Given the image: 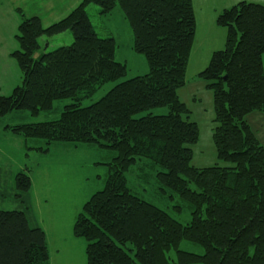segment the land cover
<instances>
[{
    "label": "trees",
    "instance_id": "trees-1",
    "mask_svg": "<svg viewBox=\"0 0 264 264\" xmlns=\"http://www.w3.org/2000/svg\"><path fill=\"white\" fill-rule=\"evenodd\" d=\"M89 5L101 15L122 9L133 30V50L145 56L149 73L81 107L103 85L127 75V66L116 61L114 38L95 31ZM19 15L20 50L12 57L22 81L9 97L0 96V121L15 111L38 116L55 101L70 103L57 120L3 123L4 129L48 144H98L117 153L105 188L84 204L75 224V237L87 244V264H264V146L245 121L264 113V6L240 2L216 21L227 29L226 47L213 53L199 76L214 96L212 138L217 159L226 165L203 169L191 166L200 131L178 97L196 34L191 0H83L48 28L39 18ZM67 32L72 45L42 49L40 39ZM159 107L169 113L134 118ZM143 160L158 166V181L193 208L189 224L132 194L127 174ZM15 180L23 205L0 210V264H50L46 233L29 218L31 179L19 173ZM183 241L199 244L204 254L181 251Z\"/></svg>",
    "mask_w": 264,
    "mask_h": 264
},
{
    "label": "rangeland",
    "instance_id": "rangeland-1",
    "mask_svg": "<svg viewBox=\"0 0 264 264\" xmlns=\"http://www.w3.org/2000/svg\"><path fill=\"white\" fill-rule=\"evenodd\" d=\"M191 1L196 17V34L186 85L178 91V97L190 111V121L197 123L200 131L199 141L192 147L191 166L203 169L226 165L217 159L212 138L215 120L214 96L207 88L208 83L199 76V73L209 66L213 53L223 51L226 47L227 29L218 27L216 21L224 10L240 2L264 6V0ZM100 12L97 5H89L87 8V14L99 36L107 38L111 35L114 38L116 61H122L127 66V75L118 81L103 85L93 98L83 100L81 107L96 102L116 85L149 73L145 56L133 50V30L122 9L117 7L109 15H101ZM59 36L61 37H52L53 41L51 38H46L51 43L48 52L72 45V33L67 32ZM17 44L19 51L20 46L19 43ZM46 45L47 43L44 47ZM13 53L11 59L16 63L17 60L12 57ZM6 66V61L0 65V95L9 97L15 87L4 85L2 68ZM68 103H70L68 100L55 101L52 110L43 111L38 116L32 115L29 111H15L4 121H0V210L14 211L23 205V199L17 197L19 191L15 179L19 173L28 175L31 179V189L27 200L34 208L40 228H44L46 231L44 232L58 243H65L63 246L66 247V253L61 252L57 255L54 252L59 249L52 248L50 255L53 260L57 264H87V244L83 239L75 237V224L84 204L92 195L105 188L110 171L108 164L117 157V153L98 144L65 142L48 144L43 139L14 135L3 127V123L19 126L57 120ZM168 113V107L152 108L135 115L134 118ZM245 121L260 144L264 146V113H252L245 118ZM143 162L151 166L144 165ZM159 171L160 168L151 161H139L127 174L128 187L135 196L168 212L183 225L189 224L193 208L175 191L158 181ZM190 187L195 189L193 185ZM179 249L198 255L204 254L203 247L192 242L183 241ZM170 255L173 261L178 262L174 251Z\"/></svg>",
    "mask_w": 264,
    "mask_h": 264
},
{
    "label": "crops",
    "instance_id": "crops-1",
    "mask_svg": "<svg viewBox=\"0 0 264 264\" xmlns=\"http://www.w3.org/2000/svg\"><path fill=\"white\" fill-rule=\"evenodd\" d=\"M82 1L83 0H0V65L3 61L7 63L6 68H2L4 85H14L16 88L22 81L19 66L17 62L15 63L11 59V54L18 50L16 38L21 23L19 11H21L26 18H39L41 25L44 28H48L67 17ZM53 40L54 38H51V41ZM40 43L44 51H47L48 48L51 47V43H49L46 38L40 39ZM45 43H47L46 48L44 47ZM118 62L123 63L122 61ZM29 218L32 225H36L40 228L34 208H32V213ZM41 229L45 231L44 228ZM46 236L50 254L52 248L56 250L59 249V251L54 252L57 255L61 252L66 253V247H64L65 243H58L57 240L49 237L47 233ZM68 255H70L69 250ZM50 264H57L51 255Z\"/></svg>",
    "mask_w": 264,
    "mask_h": 264
},
{
    "label": "water",
    "instance_id": "water-1",
    "mask_svg": "<svg viewBox=\"0 0 264 264\" xmlns=\"http://www.w3.org/2000/svg\"><path fill=\"white\" fill-rule=\"evenodd\" d=\"M46 48V47H45ZM37 56V55H36ZM224 80H226V78H224Z\"/></svg>",
    "mask_w": 264,
    "mask_h": 264
}]
</instances>
